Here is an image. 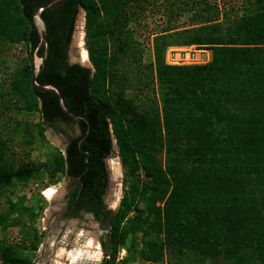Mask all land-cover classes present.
Returning <instances> with one entry per match:
<instances>
[{"label": "trees", "instance_id": "trees-1", "mask_svg": "<svg viewBox=\"0 0 264 264\" xmlns=\"http://www.w3.org/2000/svg\"><path fill=\"white\" fill-rule=\"evenodd\" d=\"M46 1L0 0V43L26 48L1 99L38 113L37 137L45 140L52 129L67 138L66 148L43 163L25 162L0 129V197L14 179L67 177L70 216L105 221L102 264H117L119 248L130 236L135 246L138 232L148 264L183 258L264 264V0H241L248 6L237 11L217 0H171L181 11H196L200 22L179 46L211 51L209 63L190 66L166 64L171 44L163 35L154 38V62L145 66L125 30L145 0H67L44 10L50 53L37 82L58 86L66 108L86 120L64 113L54 91L32 87L35 54L44 51L33 10ZM81 9L92 68L69 59ZM27 133L31 145L35 138ZM115 143L126 189L112 211L104 197ZM6 202L8 210L0 202L1 228L19 225L16 213L34 219L24 200ZM29 245L37 248L38 241ZM15 248L1 250L0 264L31 263L24 247Z\"/></svg>", "mask_w": 264, "mask_h": 264}, {"label": "rangeland", "instance_id": "rangeland-1", "mask_svg": "<svg viewBox=\"0 0 264 264\" xmlns=\"http://www.w3.org/2000/svg\"><path fill=\"white\" fill-rule=\"evenodd\" d=\"M145 2L143 10L139 14H134L135 16L127 24L125 30L129 32L128 41L138 51H141L145 66L154 62L153 41L156 36L161 35L166 36L168 43L171 44L165 52L166 64L170 65L168 60L172 58L175 60L177 56L182 61H185L187 56L180 49L187 46H179L181 44L179 39L185 34L186 30H192L195 26H200L196 11H181L176 7L177 5L171 3V0H145ZM240 2L241 0H223L221 3L218 0L216 1L221 6L225 3L224 8L226 9L234 7L235 11L239 9V6H248L247 4L242 5ZM85 16V11L81 9L77 20L78 22L83 21V27ZM80 25L82 26L81 22L79 23V27ZM78 28L75 29L71 43L70 62L82 65V52L86 51L88 56L87 64L92 68L86 48L85 28L80 30V32ZM172 48L177 50L173 51L174 53H170L169 50ZM25 49L24 45L14 46L0 43V129L4 130L2 131V135L9 142L11 151L14 154L25 162L39 164L45 162L50 154L56 153V151L64 153L67 138L62 134L55 133L52 129L46 130L45 140L37 137L36 126L40 121L39 114L27 113L23 102H16L14 106H11L12 103L10 104L6 100L3 101L1 99L2 95L7 94L11 89H9L10 75L26 55ZM205 49L211 55L210 49L207 47ZM196 52L197 54L195 52L191 53L194 55L193 57L200 56L204 61L207 59L206 52L205 54H202L203 52H199V50H196ZM147 94H149L150 98L153 96L151 91ZM27 131H31L35 138L31 145L25 143V139L28 136ZM118 153L119 150L115 143L116 157L108 159L107 165L114 177V184H120L121 189L118 194L119 200H108L107 206L112 211H116L120 206L126 189L124 184V169ZM119 169H121L122 175L119 174ZM70 185L71 180L62 174L51 178L46 173H41L28 182H20L14 179L8 188L7 196L0 197V202L3 204L2 210L9 209L6 202L7 197L15 204L24 200V206L32 208V214L35 217L34 219L29 215L18 217L16 213L12 216V220L19 219V225L7 228L0 227V253L6 245H13L16 246V250L18 247L25 248L22 252L30 260V264H71L69 257H60L61 253L70 255V253H74L76 250L85 249L89 239L94 240L101 252V230L94 219L88 215H83V217L78 219L63 218L62 216L65 198ZM49 189H53L54 191L51 195L47 192ZM109 195L112 197L116 195L114 188L110 191ZM140 208L145 209V203H141ZM136 236L138 240L135 246L130 245L132 241L131 236L125 244L121 245L117 264H148L141 257L140 253L145 248L143 243H140L142 233L138 232ZM26 240H29V243L24 245L23 242ZM37 241V248L29 245ZM129 248L130 251H128ZM101 253L100 264L105 259L104 252L102 251ZM164 263L167 264L166 262ZM171 263L200 264L195 262V260L191 262L185 258L181 262L172 260ZM205 264L224 263L219 261L218 263L207 262Z\"/></svg>", "mask_w": 264, "mask_h": 264}, {"label": "water", "instance_id": "water-1", "mask_svg": "<svg viewBox=\"0 0 264 264\" xmlns=\"http://www.w3.org/2000/svg\"><path fill=\"white\" fill-rule=\"evenodd\" d=\"M67 0H48L38 6H36L33 10V23L34 26L36 27L40 42L38 47L39 48H44L43 54L42 56L38 57L35 54V60H34V69H33V73H32V87L39 92H43V91H47V90H52L54 91L57 96H58V102L59 105L61 107V109L64 111V113H66L69 117H71L74 120H86L83 116H78V115H74L72 114L65 106L64 104V98L62 95V92L60 90V88L54 84H39L37 82V77L38 75L43 71V69L45 68L46 65V59L48 58V55L50 53V42L48 39V32H47V26L46 23L42 17V12L48 8H53V7H57L60 6L62 4H64ZM83 10V9H82ZM84 11V10H83ZM79 22L77 20L76 22V26L75 29L78 28ZM77 27V28H76ZM85 28V17H84V27ZM82 66L84 67H88L87 63H82ZM107 169H108V177H109V191L108 193L105 195L104 197V202L107 204L109 201L108 200H119L120 197L118 196L119 192H120V184H114V177L112 175V173H110L109 171V166L107 165ZM119 174H121V169L118 170ZM122 175V174H121ZM114 188L116 195L114 197L110 196L109 193L110 191ZM102 252V251H101Z\"/></svg>", "mask_w": 264, "mask_h": 264}, {"label": "bare ground", "instance_id": "bare-ground-1", "mask_svg": "<svg viewBox=\"0 0 264 264\" xmlns=\"http://www.w3.org/2000/svg\"><path fill=\"white\" fill-rule=\"evenodd\" d=\"M80 22L82 23V26L80 25L79 27L78 25L79 32L80 30L83 29V21ZM79 37H81V35H79ZM81 61L83 63L88 62V56L86 51L82 52ZM47 192L48 194L51 195V193L54 191L53 189H49ZM97 247L98 246L94 242V240L89 239L88 242L86 243L85 249L76 250V252L70 253V255H66L65 253L62 252L60 257H64V258L69 257L71 264H100L99 261L101 258L100 256H102V253L99 251V249H97Z\"/></svg>", "mask_w": 264, "mask_h": 264}, {"label": "built area", "instance_id": "built-area-1", "mask_svg": "<svg viewBox=\"0 0 264 264\" xmlns=\"http://www.w3.org/2000/svg\"><path fill=\"white\" fill-rule=\"evenodd\" d=\"M177 49H170L169 52L172 53L173 51H175ZM181 52L185 53V55L187 56L186 57V60L185 61H182L180 58H177L175 60L170 59L168 60L170 65H205L207 63L210 62V58H211V55L208 54V52L206 51L205 47H202V46H197V45H192V46H187V47H182L181 49ZM196 50H199V52H203L202 54H205V52L207 53V59L204 61L202 58L196 56V57H193L194 55H192L191 53H196ZM179 52V53H181ZM174 53V52H173ZM176 56V55H175ZM204 56V55H203ZM191 58H192V61H191Z\"/></svg>", "mask_w": 264, "mask_h": 264}, {"label": "flooded vegetation", "instance_id": "flooded-vegetation-1", "mask_svg": "<svg viewBox=\"0 0 264 264\" xmlns=\"http://www.w3.org/2000/svg\"><path fill=\"white\" fill-rule=\"evenodd\" d=\"M71 187L69 188V190L67 191V195H66V198H65V207H64V210H63V213H62V216H63V218H70V219H78V218H73V217H71L70 215H71V213H70V211H68V196H69V194H70V192H71ZM106 204V203H105ZM106 206H107V204H106ZM107 208H108V206H107ZM108 209H110V208H108ZM84 215H88L89 217H91L92 219H94L95 220V222L97 223V225H98V227L100 228V230H101V243H100V248L102 249V239H103V236L105 235V234H107V230H106V227H105V221H104V219H102V220H100V221H97L96 219H95V217L93 216V214H84ZM97 249H99L98 247H97ZM96 251V250H95ZM101 261V260H100ZM99 261V262H100Z\"/></svg>", "mask_w": 264, "mask_h": 264}, {"label": "crops", "instance_id": "crops-1", "mask_svg": "<svg viewBox=\"0 0 264 264\" xmlns=\"http://www.w3.org/2000/svg\"><path fill=\"white\" fill-rule=\"evenodd\" d=\"M103 251V250H102Z\"/></svg>", "mask_w": 264, "mask_h": 264}]
</instances>
